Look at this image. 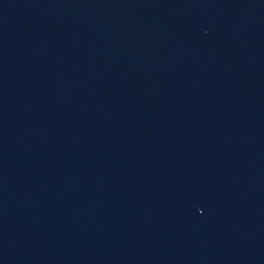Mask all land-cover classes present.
<instances>
[{"label":"water","instance_id":"1","mask_svg":"<svg viewBox=\"0 0 264 264\" xmlns=\"http://www.w3.org/2000/svg\"><path fill=\"white\" fill-rule=\"evenodd\" d=\"M0 264H264V0H0Z\"/></svg>","mask_w":264,"mask_h":264}]
</instances>
